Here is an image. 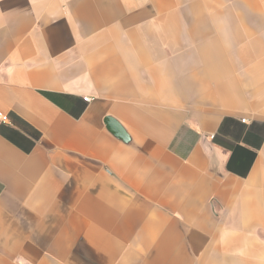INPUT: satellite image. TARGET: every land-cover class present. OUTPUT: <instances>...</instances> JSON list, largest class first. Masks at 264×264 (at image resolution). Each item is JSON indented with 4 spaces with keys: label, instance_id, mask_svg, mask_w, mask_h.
<instances>
[{
    "label": "crops",
    "instance_id": "obj_1",
    "mask_svg": "<svg viewBox=\"0 0 264 264\" xmlns=\"http://www.w3.org/2000/svg\"><path fill=\"white\" fill-rule=\"evenodd\" d=\"M0 112V264H264V0H0Z\"/></svg>",
    "mask_w": 264,
    "mask_h": 264
},
{
    "label": "built area",
    "instance_id": "obj_2",
    "mask_svg": "<svg viewBox=\"0 0 264 264\" xmlns=\"http://www.w3.org/2000/svg\"><path fill=\"white\" fill-rule=\"evenodd\" d=\"M84 100L86 102H89L92 99H90V98L87 97V98H84ZM9 121H10L9 116L6 115V114H4V113H2V112H0V122H2V123H8ZM242 121L245 123L246 122V119H243Z\"/></svg>",
    "mask_w": 264,
    "mask_h": 264
}]
</instances>
